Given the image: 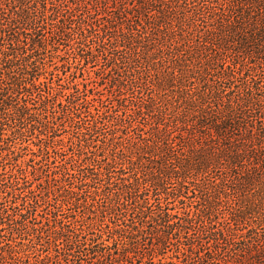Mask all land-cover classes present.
<instances>
[{
    "label": "trees",
    "instance_id": "trees-1",
    "mask_svg": "<svg viewBox=\"0 0 264 264\" xmlns=\"http://www.w3.org/2000/svg\"><path fill=\"white\" fill-rule=\"evenodd\" d=\"M28 39L33 40L32 51L37 46L47 51L52 40L55 51L68 48L83 78L88 66L94 69L96 88L87 81L83 90L74 81H57L33 83L36 92L27 89V69H37L36 63L30 65V50L22 46H28ZM1 60L12 70L10 83L0 80V112L6 116L5 105H13L26 112L27 120L40 118L54 134L59 127H69L78 140V154L61 172L47 176L49 202L52 195L55 204L58 194L78 201L81 196L89 212L95 213L98 205L120 223L134 197H146L151 189L158 195L160 176L164 181L177 179L187 190V184H196L195 191L211 205L212 217H219L218 206L226 202L228 216L220 228L209 217V225L189 238L202 220L190 215L180 219L160 204L163 226L169 233L184 232L192 254L219 251L224 244L226 256L250 257L261 264L264 0H0V68ZM104 85L109 97L94 99ZM24 86L32 101L37 94L40 114L31 113L29 100L15 99L16 87L24 91ZM94 138H102L104 146L111 142V161L101 162L89 152ZM192 173L203 179L189 182ZM101 192L104 198L98 200ZM32 200L31 208L37 211L41 202L37 196ZM22 218L27 229L29 217ZM59 224L60 231L37 230L35 239L44 249L45 243H53L83 260L86 241L71 224ZM204 255L212 258L211 264H223L209 252ZM113 256H107L112 263Z\"/></svg>",
    "mask_w": 264,
    "mask_h": 264
},
{
    "label": "rangeland",
    "instance_id": "rangeland-1",
    "mask_svg": "<svg viewBox=\"0 0 264 264\" xmlns=\"http://www.w3.org/2000/svg\"><path fill=\"white\" fill-rule=\"evenodd\" d=\"M21 41H26V39L22 36ZM53 43L54 40L50 42L51 46L47 51L41 50L38 46L35 51H32L34 43L31 39L27 41L28 46L22 43L23 47L30 50L27 54L33 55L30 65L37 64V69L33 65L27 69L28 84L26 88L36 92L33 83L39 86L43 83H57V81H61L60 84L63 85L74 81L76 84H80L82 90L84 89L83 85L88 82L90 88H96V84L93 83L95 80L94 69L88 66V70L84 71L85 77L83 78L81 72L75 69L76 63L74 59H71L68 48L60 46L55 51ZM68 60L71 61V68L68 65ZM1 61L0 73L4 74L0 80L10 83L11 64L5 60ZM107 82L105 81L106 84ZM23 88L24 91H20L16 87V91L19 93H16L15 99L29 100L27 105L31 108V113L40 114L41 106H36L37 94H35L36 100L32 101L28 97L29 93L25 86ZM96 92L98 93L93 96L96 100L109 97L106 85L99 87ZM111 103L108 102L109 107L113 106ZM20 104L24 103L20 102ZM5 109L6 116L0 112V264L213 263L212 258L209 259L204 255L206 252L213 254L223 264H259L258 261L255 262L250 257L231 258L226 256L224 244L220 245L219 251L212 248L209 251L202 250L201 254H196V250L192 254L187 245V235L184 232L181 234L179 231L169 233L170 230L163 226L164 222L161 220L163 215L157 207L160 204L169 209V214L180 219H185L190 215L197 219L196 222H199V219L202 220L189 231V238H195L196 230L198 231L200 226L209 225L211 222L209 217L212 218L214 226L220 228V223L224 221V217L228 216V207L226 202H220L219 217H212L210 214L213 212L210 208L211 205L203 201L199 191H195L196 187L193 185L196 184H187V190L181 188L177 179L168 181L165 178L164 181L163 175L159 177L160 191L158 195L156 196L157 193L151 189L152 191L146 197L137 199L134 197V201L129 206L127 218L120 223L115 217L112 218L109 212L103 214L105 209L98 205L94 209L95 213L89 212L81 196L78 201L76 199L69 200L67 194H58V196L56 195L59 202L57 204H61V208L55 209L57 206L55 204L56 197L52 195L50 196L51 202L47 200V176L52 172H61V168L67 160L78 154V140L69 127L66 129L59 127L54 134L51 129L43 127L40 118L27 120L26 112L13 105H5ZM91 111L97 113L94 107L91 108ZM93 141L92 147L88 149L89 152H95L97 160L101 162L111 161L115 153L111 142L107 141L104 146L102 138H94ZM82 159H85V156H82ZM119 176L120 174H116L115 177ZM190 178L189 182L195 183H199L197 181L203 179L198 177L197 173H192ZM99 195L101 196H97L98 200L104 198L102 192ZM36 196L41 202L37 211L31 208L35 205L32 198ZM64 200H69L70 203H64ZM208 200L217 203L216 199L209 198ZM28 209L32 215H28ZM24 216L29 217L28 222L30 223H26L27 229H24L25 227L22 225ZM56 221L66 225L71 224L70 227L75 228L80 239L86 241L83 260L80 261L77 258L78 253L72 256L66 255L69 253L67 250L60 251L53 243L48 245L45 243L46 249L39 245L35 239L36 231L42 228L45 230L57 228L60 231L62 225ZM178 221L177 219L173 220V222ZM127 225L131 227H127ZM58 238L62 242L66 240L65 236ZM98 238L101 239L97 241ZM62 242L60 248H62ZM95 246H105L107 249L102 250ZM101 250L102 253H100ZM93 251L99 253L93 255ZM216 253L219 255L216 256ZM109 254H114L113 257L116 260L113 263L111 258L107 257ZM101 255L106 257L103 258ZM200 257L204 260H200ZM118 260L125 261L119 263ZM261 264H264V260Z\"/></svg>",
    "mask_w": 264,
    "mask_h": 264
}]
</instances>
